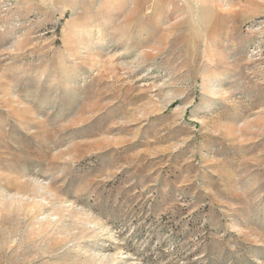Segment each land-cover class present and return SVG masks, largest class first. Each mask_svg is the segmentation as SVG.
Masks as SVG:
<instances>
[{"label":"rangeland","instance_id":"1","mask_svg":"<svg viewBox=\"0 0 264 264\" xmlns=\"http://www.w3.org/2000/svg\"><path fill=\"white\" fill-rule=\"evenodd\" d=\"M0 264H264V0H0Z\"/></svg>","mask_w":264,"mask_h":264}]
</instances>
